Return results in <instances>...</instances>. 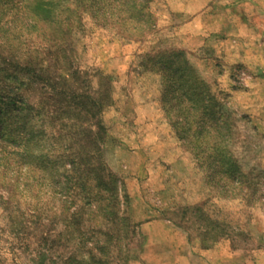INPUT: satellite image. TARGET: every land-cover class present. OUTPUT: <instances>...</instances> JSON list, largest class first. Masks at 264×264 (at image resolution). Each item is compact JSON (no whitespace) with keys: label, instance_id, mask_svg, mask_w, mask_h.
<instances>
[{"label":"rangeland","instance_id":"1","mask_svg":"<svg viewBox=\"0 0 264 264\" xmlns=\"http://www.w3.org/2000/svg\"><path fill=\"white\" fill-rule=\"evenodd\" d=\"M32 6L0 0V71L40 75L0 264H264V0Z\"/></svg>","mask_w":264,"mask_h":264},{"label":"trees","instance_id":"2","mask_svg":"<svg viewBox=\"0 0 264 264\" xmlns=\"http://www.w3.org/2000/svg\"><path fill=\"white\" fill-rule=\"evenodd\" d=\"M17 2L24 8L25 5H33L34 11L37 14H41L48 12L45 6L50 7L52 5L55 9L58 4L61 5L62 0H17ZM37 14H34L36 18ZM41 18L42 15L38 20H41ZM6 45L8 48H12L11 44L6 43ZM16 61L13 57V63H16ZM16 70L10 73L5 71L2 73L0 71V157L10 159V155L12 154L11 150H17L20 159L25 162L28 161L29 149L31 148L32 139L35 137V134L33 133L32 127H30L33 107L26 99L24 90L29 81H32L34 78L36 79L40 75H38V69L33 71L31 67H23L21 71ZM66 96L68 97V94H64L63 91L61 97L65 98ZM35 116H37V113ZM6 163L8 162L6 161ZM94 170L100 173L98 172L97 166L94 167ZM88 200H91V198H88ZM88 202L87 204L90 205L91 202ZM77 215V212H74L71 216L75 219ZM71 224L77 227V224L80 226L81 223L80 220L77 222L74 220ZM110 236L112 238V235Z\"/></svg>","mask_w":264,"mask_h":264}]
</instances>
